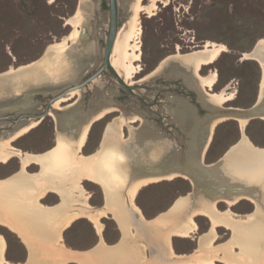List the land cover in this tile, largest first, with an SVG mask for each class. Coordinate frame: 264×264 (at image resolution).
<instances>
[{"label":"bare ground","instance_id":"bare-ground-1","mask_svg":"<svg viewBox=\"0 0 264 264\" xmlns=\"http://www.w3.org/2000/svg\"><path fill=\"white\" fill-rule=\"evenodd\" d=\"M128 1L130 2L128 26L123 35L120 31L116 34L110 53V64L118 75H121L123 77L121 78L131 85L134 76L141 71L139 64L141 60L140 35L142 32L140 15L142 13L152 15L158 0H149L147 4H144L143 0ZM164 4H167V1ZM92 8L93 5H80L77 17L66 19V24L73 26L74 35L63 36L61 42L50 44L48 50L50 48L58 49L53 52L49 51L40 65L41 68L36 67V69L17 75L16 79L20 78L19 80H23L24 84L18 80L17 86L13 84L11 88L9 85L0 86V91L7 93V89H12L14 86L16 89L14 93L20 94L21 91H26L29 87L41 86L47 77L53 78V82H56L48 85L54 88L55 85H63L71 79L73 81L81 70L90 67V64L93 65L90 56L93 54L94 46L89 45L86 54L77 50L81 43V37L79 40L80 33L84 31L85 22L88 16H91ZM81 35L83 36L84 33ZM69 42L74 46L71 45L72 48L67 50L65 46L69 47ZM224 50V45L206 41L202 49L183 54L178 51L169 55L140 80L150 77L167 63L165 60L172 58L173 61H177V64L175 62L169 65V73L172 75L169 77L180 76L188 86L200 89L201 94L204 95L200 97L202 105L223 106L225 102L234 99L233 90L227 92L228 87L225 85L220 91L215 92L213 88L218 80L217 73L211 71V73L203 76L200 70L203 66L213 63ZM243 57L254 59L261 66L262 78L259 97L263 96L264 37L259 38L255 49L244 53ZM86 64H88L87 67ZM27 66L25 65V67ZM22 67L24 66H20V68ZM11 71H13L12 66L8 72ZM196 81L199 83L198 86ZM79 90L74 89L68 95L55 100L52 107L54 109L66 108L67 106L62 107L61 103L70 98L81 96ZM100 99L104 98L99 96L98 100ZM20 103L30 107L27 99ZM96 103L100 105H97L98 107L90 113H84L81 109H77L63 116H56L49 110L48 114H52L55 118L57 137L55 145L44 152L37 154L21 152L10 144L12 140L24 135L36 126V120H21L11 133L0 137V163H7L13 156L18 157L20 169L17 174L21 175L16 178L0 179V222L8 225L15 233L17 230L23 238H25L26 230H28L23 218L31 217L48 222L51 230L49 235L58 249L55 254L58 259L52 264H64L66 261H74L79 264H104L101 254L108 251L105 248H110L112 245L106 244L100 234L99 242L96 244L99 247L98 253L73 252L59 241H61V231L70 226L78 217L89 219L100 233L102 223H100V219L107 216L108 213L113 214V218H115L114 220H116L122 233V237L113 251V256L116 258L130 255L131 251L136 249L141 256L138 263L136 262L137 264H213L214 256H219V259L227 264H241L239 262L231 263L229 261L232 260L230 254L235 258L242 259L246 264H264V153L258 155L257 148L243 131V126L249 121V118L234 117L241 129L240 141L232 148L230 155L224 159L225 161L217 163L216 168L206 174L208 181H206L205 192L197 189L196 194L191 199L188 196H179L167 212L160 213L154 219L151 218L152 220L147 221L138 205L136 206L133 201L137 191L150 183L163 179L170 180L180 174L165 172L161 175L133 176L134 170L140 164L139 160L156 165L159 163L158 157L171 150L159 139L155 140V136H152L147 129H130L129 140H122V125L126 124L127 121L122 116H118L106 124L99 149L92 154L83 155L81 151L92 122L103 118L115 109L110 104H106L105 101L103 103L96 101ZM167 103L166 107L172 115L171 118L180 124L186 122L183 129L186 130L187 135L191 136L186 152L188 159L194 161V153L199 138L202 137L205 121L198 119L189 105L177 102L172 98ZM138 117L135 114L128 121H134ZM78 118L80 119L78 120ZM261 118L264 119V116ZM226 119L220 117L209 123L202 153L212 137L214 127ZM33 163L39 165L40 171L38 173L27 171V167ZM181 176L192 182L188 176ZM83 179L92 181L102 188L104 193V205L102 207L94 208L89 205L79 183ZM201 184L203 185V183ZM214 185L221 187V191H215ZM123 187L124 190L121 193ZM49 191L60 196V203L53 208H48L39 202ZM241 199H246L254 205V209L243 216L233 213L230 209ZM219 202L226 203L228 208L223 211L219 210ZM67 205L71 206L70 212L66 208ZM20 212L23 214H17ZM198 215L206 216L209 219V229L198 236V247L195 252L176 254L171 244L172 237H188L193 234L196 230L193 217ZM219 226L230 230L231 236L225 242L215 246L217 249L211 253L210 250L213 248V242L217 237L216 228ZM5 241L0 235V264H10L4 256L5 246H7ZM234 245L239 246V253H233ZM149 248L151 250L153 248V253H155L153 260L146 259L144 251L145 249L150 250ZM25 264H31L30 259Z\"/></svg>","mask_w":264,"mask_h":264},{"label":"rangeland","instance_id":"rangeland-1","mask_svg":"<svg viewBox=\"0 0 264 264\" xmlns=\"http://www.w3.org/2000/svg\"><path fill=\"white\" fill-rule=\"evenodd\" d=\"M117 1V33L120 31L123 35L128 26L130 2L128 0ZM165 1H167V4H164ZM143 2L147 4L149 0H143ZM80 5H93L90 11L91 16H88L85 22L84 30L87 29V33L82 36L81 34L84 31L79 28L81 43L77 47L80 53L86 54L88 46H94L93 54L90 56L93 65L90 64L87 70H81L77 74L78 76L73 79V82L72 79L70 81L72 84H76L90 75L102 60L108 29V0H0V73L9 70L11 66L13 68L11 72H14V68L18 66L25 67L30 62L35 67L41 68L40 65L49 51L53 52L58 49L50 48L48 50V46L55 42H61L63 36L74 33L73 26L66 24V19L77 17ZM156 6L152 15L149 16L145 13L140 15L142 32L140 35L141 60L139 64L141 71L134 76L131 84V88L144 100L145 104L130 95L108 70H104L99 77L80 89L81 96L61 103L63 107L77 101L76 104L84 113H90L93 110H90L91 106L96 109L97 105H100L96 101L107 103L110 100L112 102L111 106L114 105L113 109H115L112 112L90 125L85 145L81 151L83 155L92 154L99 149V143L106 124L118 116H122L127 121L126 124H123L124 126L122 125V140H129L130 129H147L152 136H155V140L159 139L160 142L169 146L170 150L182 149L186 135L181 133L178 124L172 121V115L166 110L167 102H169L168 98L170 96L181 97L186 103L195 108L197 114L201 117L205 112L201 108L200 97L204 95L201 94L200 89L186 87L185 81L180 76L176 78L169 77L171 75L169 73V62L173 60L172 58L168 59L169 62L150 77L144 80L140 79L154 70L159 62L169 55L178 51L183 54L202 49L206 41L225 46V50L213 63L203 66L200 70L203 76L211 73V71L217 73L218 80L213 88L215 92L220 91L225 85L228 87L227 92L233 90L234 99L225 102L223 105L247 108L257 98L262 73L261 66L254 59L244 58L242 55L251 51L257 44L258 39L264 37V0H158ZM69 45L70 48L65 46V49L68 50L74 46L71 42H69ZM48 78L50 81L47 80ZM45 80L41 83L42 85L56 83L50 77ZM196 85H199L197 81ZM95 90H98V94ZM14 91L16 89L13 86L7 95L0 96V100L3 102L11 94L15 96ZM58 91L59 88L57 89L55 85V88H52V91H49L48 94L42 95L40 92L33 94L30 101L37 103L36 113L43 112L51 94L53 95ZM21 92H24V90ZM102 95H105L104 99L98 100L99 96L102 97ZM135 114L139 117L134 121H128ZM144 114L146 115L145 119ZM53 117L52 114H49L41 120H36V126L24 135L12 140L11 146L21 152L36 154L54 146L57 129ZM34 120L29 119V121ZM140 122L141 125L139 126ZM12 126L10 122L0 125V132L7 131ZM138 126L139 129H136ZM181 127L183 128V126ZM243 131L255 146L264 147V120L260 118L250 119L243 126ZM4 136L1 134L0 137ZM240 136L241 129L236 120L226 119L219 122L213 129L205 153V162L216 161L230 146L239 140ZM39 168V165L33 163L27 167V171L38 173ZM19 169L20 160L18 157L13 156L7 163H0V179L21 176L17 174ZM79 183L91 207L99 208L104 205V193L98 184L85 179L80 180ZM123 190L124 187L121 193H123ZM191 190L192 186L188 179L177 176L170 180L163 179L143 186L137 191L133 201L136 206L138 205L143 215L150 219L165 212L172 206L177 197L186 196ZM39 202L44 205H54L60 202V197L56 193L50 192ZM227 208L226 203H218L219 210L223 211ZM230 209L233 213L243 216L251 212L254 205L246 199H241ZM23 219L28 228L23 239L17 233L12 232L8 225L0 222V235L6 240L7 245L4 251L6 261L10 264H25L30 259L31 264H52L53 261L58 259V256L55 255L57 251L52 250L49 245L50 241L54 242L49 235V231H51L49 223L31 217ZM114 219L112 213L102 217L100 219V223L102 222L101 232L99 233L89 219L78 217L70 224V227L68 226L69 228L67 227L62 230L63 232L61 231V241L59 242L73 249H88L98 243L101 235L106 244L116 243L122 237V233ZM193 220L196 223V230L193 234L188 237H172L171 244L176 254L195 252L198 247V236L205 233L210 227V221L206 216H194ZM216 231L217 237L213 242L214 246L210 250L211 253L217 249L215 246L225 242L231 236L230 230L222 226L217 227ZM239 249L238 245H234L233 253H239ZM105 250L108 251L101 254L104 264H137L141 258L136 249L132 250L130 255L118 258L113 256L114 248H105ZM92 252L98 253L99 247L92 249ZM144 253H146V259H154L149 250L145 249ZM214 257L213 264H227L221 261L219 256ZM230 259H232L229 260L231 263L246 264L242 259L235 258L232 254H230ZM64 264L79 263L66 261Z\"/></svg>","mask_w":264,"mask_h":264},{"label":"water","instance_id":"water-1","mask_svg":"<svg viewBox=\"0 0 264 264\" xmlns=\"http://www.w3.org/2000/svg\"><path fill=\"white\" fill-rule=\"evenodd\" d=\"M108 4H109L108 32L106 35L105 48H104V53H103V61H102L101 66L96 71H94V73H92L90 76H88L86 79L82 80L79 83L72 84L73 81L72 82L70 81L69 83H66L65 85L63 84L61 86H56L57 88H59V91L55 92V94H53L49 97V100L47 101V103L45 105L44 111L41 113H36V104L37 103H35V102L32 103L30 101V98L33 94L38 93V92H40L42 95L48 94L49 91L51 92L53 87L48 86L46 84H45V86L31 87L30 89L24 91V93L22 92V94H15V96L8 95L7 100H5L3 102L0 100V125H5L7 122H10L13 125L9 130L1 131L0 136H1V134L2 135H6L7 133L9 134L21 120H24V119H35V120L39 119V120H41L45 115H49L48 112L51 109H52L51 111L56 116H58V115L63 116L66 113H71L73 110L80 109L79 105L76 104L77 101L68 104L67 107L64 106V107H66L64 109H54L52 107V104L55 100H57L63 96L68 95L72 90L80 89V88L84 87L86 84H88L89 82H91L94 78L99 77L101 75V72L104 69H107L112 74V76L117 80V82L128 91V93L130 95H132L135 98H138L141 101V103L145 104L144 100L139 95H137L134 92V90L131 88V85L127 84L126 81H124L121 78V76L118 75V73L114 70V68L110 64V53H111V50H112V47H113V44H114V41L116 38V34L118 31V26H117V23H118V1L117 0H108ZM254 49H255V46L252 48L251 51H253ZM165 61L167 63L169 62V60H165ZM175 62L177 64V61L171 60V62H169V65H171ZM30 63H32V62H30ZM26 65H28V64H26ZM160 68L162 69L163 66ZM160 68H159V70H160ZM14 69H15L14 72H8V70H7L5 72L0 73V86L9 85V87H12V84L14 86H17L18 85V83H17L18 80L16 79L17 75L22 74L23 72L31 70V69H36V67L32 63V64L28 65L27 67L20 68V66H18ZM171 78H173V77H171ZM261 78H262V73H261ZM182 80H184V79L182 78ZM22 81L23 80H19V82L24 84L23 83L24 81L23 82ZM260 83H261V79H260ZM260 83H259L257 98L251 106H249L247 108H240V107H231V106H224V105L223 106H217L214 104H206V105L201 104V108L205 112V114L201 117L197 114V111L195 110V108H193L190 104L186 103L181 97L170 96L169 100L172 98V99L176 100L177 102H181V103H184L186 105H189L192 108L194 115L198 119L205 121V123H204L205 126L203 128L202 137L200 136L199 141L197 140L199 143L196 146V152L194 153L195 160L190 161L188 159L187 152H186V150L188 148V145H187L188 141L191 139V136L187 135L186 130L183 129V128H185L186 122H184V124H180L179 122H176L172 119V121H174L178 124L181 133H184L186 135V140H184V142H183V148L178 149V150H171V151L168 150L169 152H166V153L160 155L158 157L159 163H157L156 165H151V164H148L147 161L141 162V160H139L140 164L138 163L139 164L138 167L135 168V170H134L135 174L133 176L147 175V174L161 175V174H164L165 172H177L178 174H180L179 177H183L181 175H186L193 182L192 183L191 181L188 180L192 186V190L189 193H187L186 196L190 197V199L196 194L197 189L201 192H205L204 190H206V188H205L206 187L205 186L206 181H208L206 179V174H208V172H212V170H214L216 168L215 166L217 163H221V162L225 161L224 159H226L230 155L232 148L235 147L239 143L240 138H241V136H240L239 140L235 144L230 146L223 153V155L220 156L216 161L206 163L204 160L205 159V153H206L207 147H208L211 139L209 140V142L206 146V149L203 153H202V146L204 145V143L206 141L209 123L213 119L220 118V117L235 120L234 117H236V116H242L245 118H249V120L254 119V118H260V119L264 120L263 118H261L262 116H264V94H263V96L259 97ZM186 87L190 88V86H188L187 84H186ZM8 92H10V89H7V93H2L0 91V96L7 95ZM96 92H97L96 94H98V90ZM19 95H22V96H19ZM102 97H105V95L104 96L102 95ZM24 99H27V102H29L30 107H28L27 105L24 106L20 103ZM108 102H107L108 104H110V105L112 104V102L110 100ZM31 105H33V106H31ZM91 109H94V108H92V106H91L90 110ZM166 110H167V107H166ZM143 117L145 119L146 115L144 114ZM61 120H63V119H61ZM54 122H55V120H54ZM140 125H141V122H140L139 126ZM181 125L183 126V128L181 127ZM139 126L136 127V129L137 128L139 129ZM101 141H102V138L100 140L99 146L101 144ZM255 147L257 148L258 155H261L264 153V147H258V146H255ZM144 157H146V156H144ZM257 166H259V165L257 164ZM185 179L187 180V178H185ZM201 183H203V185ZM207 185H209V184L207 183ZM209 186H211V185H209ZM213 187H214L215 191H218V190L221 191V187H219L217 185H214ZM167 211H168V209L165 212H167ZM158 215H156V216H158ZM155 217H153L152 219H154ZM152 219L148 218L147 221H150ZM116 243L109 244V245H114ZM49 245H50L52 250L58 251L57 246H55L54 242L50 241ZM95 246L96 245H94L88 249H73V248H70L67 246H65V247L72 250L73 252H88V251L92 250ZM149 249H150L149 253L153 254V256H154L155 253H153L154 252L153 248H152V250H151V248H149Z\"/></svg>","mask_w":264,"mask_h":264},{"label":"crops","instance_id":"crops-1","mask_svg":"<svg viewBox=\"0 0 264 264\" xmlns=\"http://www.w3.org/2000/svg\"><path fill=\"white\" fill-rule=\"evenodd\" d=\"M50 192H53V191H49V193H50ZM53 193H55V192H53ZM56 194H57V193H56ZM57 195H58V194H57ZM59 197H60V196H59ZM59 203H60V202H58V203H56V204H54V205H45V206H47L48 208H53V207H55L56 205H58ZM43 205H44V204H43ZM66 208L68 209L69 212L71 211V210H70L71 206L67 205ZM17 214H23V212H20V213H17ZM15 231H16V233L19 234V232H18L17 230H15ZM19 235H20V234H19ZM20 237L23 238L22 235H20ZM120 239H121V238H120ZM119 241H120V240H119ZM116 244H118V242H117ZM116 244L112 245L111 248H114V249H115ZM96 247H98V246H95L94 248H96ZM94 248H93V249H94ZM85 253H97V252H92V250H90V251L85 252Z\"/></svg>","mask_w":264,"mask_h":264},{"label":"flooded vegetation","instance_id":"flooded-vegetation-1","mask_svg":"<svg viewBox=\"0 0 264 264\" xmlns=\"http://www.w3.org/2000/svg\"><path fill=\"white\" fill-rule=\"evenodd\" d=\"M108 11H109V4H108ZM108 18H109V15H108ZM117 26H118V23H117ZM85 32L87 33V29L84 30V34H86ZM107 32H108V29H107ZM106 35H107V33H106ZM105 42H106V40H105ZM104 48H105V44H104ZM104 48H103V53H104ZM102 61H103V55H102V60H101V62H100V64H99V66H97V68H95V69L93 70V72H91V74L94 73V71H96V70L101 66ZM87 69H88V68H86V70H87ZM104 70H107V69H104ZM104 70H103V71H104ZM103 71L101 72V74L103 73ZM91 74H90V75H91ZM90 75H88V76H90ZM88 76H87V77H88ZM87 77H85L84 79H86ZM84 79H83V80H84ZM89 83H90V82H89ZM89 83H88V84H89ZM86 85H87V84H86ZM86 85H85V86H86ZM85 86H84V87H85ZM84 87H82V88H84ZM82 88H80V89H82Z\"/></svg>","mask_w":264,"mask_h":264},{"label":"trees","instance_id":"trees-1","mask_svg":"<svg viewBox=\"0 0 264 264\" xmlns=\"http://www.w3.org/2000/svg\"><path fill=\"white\" fill-rule=\"evenodd\" d=\"M70 226H71V225H70ZM70 226H69V227H70ZM69 227H68V228H69ZM12 232H14V231H12ZM14 233H15V232H14ZM15 234H16V233H15Z\"/></svg>","mask_w":264,"mask_h":264}]
</instances>
